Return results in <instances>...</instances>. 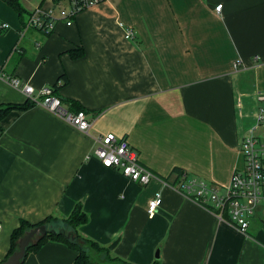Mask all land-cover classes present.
<instances>
[{
	"label": "crops",
	"instance_id": "crops-1",
	"mask_svg": "<svg viewBox=\"0 0 264 264\" xmlns=\"http://www.w3.org/2000/svg\"><path fill=\"white\" fill-rule=\"evenodd\" d=\"M19 1L18 21L0 0V105L26 102L6 80L17 78L36 93L54 88L91 127L81 133L39 105L1 121L0 263L21 220L63 219L80 204L87 221L77 233L131 264H264L263 219L241 233L172 186L178 171L225 187L243 166L239 147L263 105L264 0H109L48 34L22 27L57 4ZM108 133L125 137L155 178L141 186L103 167L94 152ZM75 255L49 241L21 264Z\"/></svg>",
	"mask_w": 264,
	"mask_h": 264
},
{
	"label": "built area",
	"instance_id": "built-area-1",
	"mask_svg": "<svg viewBox=\"0 0 264 264\" xmlns=\"http://www.w3.org/2000/svg\"><path fill=\"white\" fill-rule=\"evenodd\" d=\"M109 0H60L56 8L42 11L34 10L22 30L34 29L48 34L58 21L67 26L72 18L83 10L93 8ZM222 5L215 7L219 12ZM57 16H56V15ZM8 25L0 24V29ZM131 31H126V38H131ZM8 84L21 92L26 100L44 107L51 114L63 119L81 133L87 134L91 123L83 110L69 112L62 105L61 99L55 95L54 88L43 87L37 93L29 84L17 78H6ZM256 99L262 106L256 114V125L251 133L241 142L239 151L243 158V166L232 173L227 186L221 187L198 179H188L184 174L172 186L186 198L197 203L214 214L220 221L227 223L246 234L252 219L259 217L264 221V139L253 134L256 126L264 124V94L258 92ZM95 156L105 168L118 169L122 176L141 186L147 185L155 178L153 172L139 163L137 152L125 137H117L112 133L99 136ZM162 199L159 195L148 203L147 214L152 217L160 207Z\"/></svg>",
	"mask_w": 264,
	"mask_h": 264
},
{
	"label": "trees",
	"instance_id": "trees-1",
	"mask_svg": "<svg viewBox=\"0 0 264 264\" xmlns=\"http://www.w3.org/2000/svg\"><path fill=\"white\" fill-rule=\"evenodd\" d=\"M2 1L10 6L18 14L19 17H22L23 8L19 0ZM59 1L60 0H53L54 3H58ZM81 54V49H78L77 52H70V55L72 57H78ZM55 86H57V83ZM33 105L34 104L29 102L28 100H26L24 104L0 105V123L10 112L25 111ZM177 173L181 175L180 172L177 171ZM86 221L87 215L83 211L80 204H76L69 216L63 219L48 216L42 221L34 224H31L25 220H21L18 226L11 233L10 249L4 260H6L7 257H9L14 251H16L17 242L25 232L39 226H45L47 233L43 236H38L35 240H33V242L26 248L25 256L23 257L21 262L24 261L29 253L37 251L46 242L53 241L67 245L76 253L71 264H131L125 260L111 257L108 249L99 246L97 243L89 239L81 237L77 233V229L81 225L85 224ZM153 264H158V261H155Z\"/></svg>",
	"mask_w": 264,
	"mask_h": 264
},
{
	"label": "water",
	"instance_id": "water-1",
	"mask_svg": "<svg viewBox=\"0 0 264 264\" xmlns=\"http://www.w3.org/2000/svg\"><path fill=\"white\" fill-rule=\"evenodd\" d=\"M54 232V231H51ZM47 233L45 226H39L33 228L24 233V235L17 242V249L6 260L0 264H21L23 257L25 256L26 248L35 240L38 236H43ZM110 247L109 249H112ZM157 258V255H156Z\"/></svg>",
	"mask_w": 264,
	"mask_h": 264
},
{
	"label": "rangeland",
	"instance_id": "rangeland-1",
	"mask_svg": "<svg viewBox=\"0 0 264 264\" xmlns=\"http://www.w3.org/2000/svg\"><path fill=\"white\" fill-rule=\"evenodd\" d=\"M6 5V4H5ZM7 6V5H6ZM9 7V6H8ZM10 8V7H9ZM8 8V9H9ZM11 9V8H10ZM16 15V18H17V20L19 21V17L17 16V13L15 14ZM56 15V14H55ZM57 16V15H56ZM258 135H255V136H257L258 138H264V135H262V133H257ZM70 250H72L71 248H69ZM73 251V250H72Z\"/></svg>",
	"mask_w": 264,
	"mask_h": 264
}]
</instances>
